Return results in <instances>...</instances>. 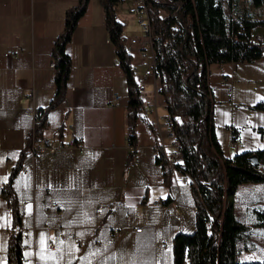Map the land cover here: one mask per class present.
Returning a JSON list of instances; mask_svg holds the SVG:
<instances>
[{
	"label": "crops",
	"instance_id": "1",
	"mask_svg": "<svg viewBox=\"0 0 264 264\" xmlns=\"http://www.w3.org/2000/svg\"><path fill=\"white\" fill-rule=\"evenodd\" d=\"M77 1L0 0V264L14 231L1 188L20 163L11 185L23 213L16 230L27 246L26 264H171L173 236L195 227L190 182L179 170L164 182L155 151H171L167 110L163 96L154 98L147 90L151 77L141 92V107L150 112L138 113L130 141L127 83L97 0H89L67 45L71 70L65 96L39 131L52 140H80L83 153H43L32 165L26 155L32 130H38L36 111L55 95L51 49L64 29L66 10ZM252 33L264 34V27ZM10 49L16 56H3ZM208 86L222 156L264 148V111L255 108L264 101V57L211 64ZM113 93L122 97L116 104ZM130 144L140 159L136 166L126 159ZM116 226L124 235L106 243ZM138 226L143 231L134 233Z\"/></svg>",
	"mask_w": 264,
	"mask_h": 264
},
{
	"label": "trees",
	"instance_id": "2",
	"mask_svg": "<svg viewBox=\"0 0 264 264\" xmlns=\"http://www.w3.org/2000/svg\"><path fill=\"white\" fill-rule=\"evenodd\" d=\"M105 15L106 29L115 47L118 63L127 83V120L132 132L143 100L135 80L133 59L126 51L124 24L115 16V5L121 0H97ZM163 0H145L151 13L155 39L157 69L160 72L161 94L171 117L170 127L180 143L185 169L191 178L190 188L195 202V227L190 233L179 232L171 241V264H264V261L236 260V238L249 228L237 220L233 206L224 207L225 197L234 195L238 186L247 183H264V148L223 157L213 132L212 102L209 99L206 66L230 62H253L264 57V44L253 40L252 30L264 27V19L252 14L240 15L239 0H172L178 1L175 12L172 4ZM255 8L264 6V0H249ZM89 0H78L66 10L64 29L57 36L51 49L55 95L48 106L38 109V132L47 120L49 110L58 106L66 93L71 70L67 52L80 17L85 13ZM165 8L170 18L162 21L158 10ZM227 9V11H226ZM190 16L187 31L172 35L170 24ZM171 44L165 46L166 39ZM264 111V101L255 105ZM235 129L232 130L234 134ZM235 139V137H234ZM258 160L254 164L250 155ZM164 182L169 183L172 168L162 157ZM179 167V165H177ZM21 168L15 166L8 181L1 188L12 215L13 230L6 244L5 264H21L24 256L23 236L19 229L20 212L12 190L13 177ZM255 226L264 227V210H254Z\"/></svg>",
	"mask_w": 264,
	"mask_h": 264
},
{
	"label": "built area",
	"instance_id": "3",
	"mask_svg": "<svg viewBox=\"0 0 264 264\" xmlns=\"http://www.w3.org/2000/svg\"><path fill=\"white\" fill-rule=\"evenodd\" d=\"M193 1V0H191ZM162 3L168 2L172 4L173 8H175L176 13L179 10V4L178 1H172V0H163ZM129 13L132 14L135 17V21L138 26V34L130 37L129 39L126 38L125 33L123 32L122 35L126 38V51L131 55L132 59L137 60V63H132L134 67L135 72V80L137 82L138 89L143 92L145 87V82L148 77H151L152 82V92L154 98L159 93V87H160V72L157 69L156 64V53L154 50V42L155 39L161 38V34H157L154 32V27L152 25L153 21L151 18V13L149 9L147 8L145 0H133L132 3L129 6L128 9ZM158 17L164 21L170 18V13L164 8H161L158 10ZM187 23H193V20L190 16H186L184 20L182 21H176L169 26V31L172 35L179 34L182 32V30L187 31ZM185 31V32H186ZM253 40L255 42L263 43L264 44V34H257L253 36ZM171 44V39L167 38L165 41V46ZM3 56L5 57H14L16 56L15 50H6L3 53ZM117 62V60H116ZM206 70L209 71V65L206 66ZM138 73V74H137ZM231 90V84L228 87L227 94H229ZM121 95L118 93H113L111 98V103H118L121 99ZM209 99L212 102V96L209 92ZM150 108L144 106L140 107L138 113H149ZM166 121L168 124V130L166 132L167 137L170 140V147L171 151L168 153H162L161 150L155 151V157L159 161L162 157H164L169 165L171 166L172 170H183L185 169V163L182 158V154L180 151V143L175 137V134L173 133L170 124H171V117L167 114L166 115ZM43 128H46V123L44 124ZM63 149H70L77 151L78 153H83V147L80 140H76L72 137H70L67 140L58 139V140H52L51 137L46 136L42 133H39L37 130H32V133L29 137L28 145L25 149L26 155L30 158V165L33 164V161L40 156L43 153H49L54 154L59 150ZM126 159L130 165L136 166L139 164L140 159L138 158L137 154L135 153V148L132 144H130L129 147V153L126 155ZM179 165V167H177ZM184 181H191V178L187 173H184L183 176ZM159 201L153 202V205L159 204ZM20 204H23L22 202ZM52 206H55V202H50ZM103 206H99L98 210H100ZM195 209V207H194ZM23 216V213L20 212V217ZM126 217H128L126 215ZM134 233H141L143 231L142 226L134 227L133 229ZM20 231V230H19ZM21 232V231H20ZM22 234V233H21ZM124 235L123 228L121 226L114 227L109 235L106 243H113L117 238ZM23 236V234H22ZM69 236L72 238V240L79 246L82 247L84 245V242L81 240H78L74 233H70ZM62 238L64 236L62 235ZM24 240V236H23ZM88 241H91L88 240ZM52 248V246H50ZM27 246L25 243L23 244V251H25ZM28 259L23 256L21 260V264H26ZM33 264H37V262L34 261Z\"/></svg>",
	"mask_w": 264,
	"mask_h": 264
},
{
	"label": "rangeland",
	"instance_id": "4",
	"mask_svg": "<svg viewBox=\"0 0 264 264\" xmlns=\"http://www.w3.org/2000/svg\"><path fill=\"white\" fill-rule=\"evenodd\" d=\"M132 1L121 0L115 5L116 19L124 24V33L127 39L138 34L135 17L128 11ZM238 5L239 11L237 10L236 12L240 13V15L250 13L253 19H264V6L255 8L249 0H239ZM260 30L255 29L254 31ZM132 62L137 63V60L133 59ZM150 89L152 92V88H147V90ZM158 95L160 96L161 94ZM216 124L221 132V124L219 122ZM230 204L233 206L237 220L246 224L249 228L246 234L240 233L236 238V260L264 261V227L254 225L256 222L254 210H264V183H247L238 186L233 196L225 197L224 207H228Z\"/></svg>",
	"mask_w": 264,
	"mask_h": 264
},
{
	"label": "water",
	"instance_id": "5",
	"mask_svg": "<svg viewBox=\"0 0 264 264\" xmlns=\"http://www.w3.org/2000/svg\"><path fill=\"white\" fill-rule=\"evenodd\" d=\"M250 160H252L253 161V163L254 164H257L258 163V160H257V157H256V155L255 154H252V155H250Z\"/></svg>",
	"mask_w": 264,
	"mask_h": 264
},
{
	"label": "bare ground",
	"instance_id": "6",
	"mask_svg": "<svg viewBox=\"0 0 264 264\" xmlns=\"http://www.w3.org/2000/svg\"><path fill=\"white\" fill-rule=\"evenodd\" d=\"M187 25H188V23H187Z\"/></svg>",
	"mask_w": 264,
	"mask_h": 264
},
{
	"label": "snow or ice",
	"instance_id": "7",
	"mask_svg": "<svg viewBox=\"0 0 264 264\" xmlns=\"http://www.w3.org/2000/svg\"><path fill=\"white\" fill-rule=\"evenodd\" d=\"M29 208H30V206H29Z\"/></svg>",
	"mask_w": 264,
	"mask_h": 264
}]
</instances>
